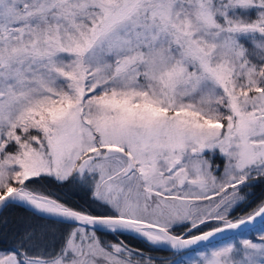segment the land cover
Instances as JSON below:
<instances>
[{
    "label": "snow or ice",
    "instance_id": "snow-or-ice-1",
    "mask_svg": "<svg viewBox=\"0 0 264 264\" xmlns=\"http://www.w3.org/2000/svg\"><path fill=\"white\" fill-rule=\"evenodd\" d=\"M258 181L264 0H0V214L67 226L24 230L0 264H153L99 233L264 264ZM257 221L255 242L212 245Z\"/></svg>",
    "mask_w": 264,
    "mask_h": 264
},
{
    "label": "trees",
    "instance_id": "trees-1",
    "mask_svg": "<svg viewBox=\"0 0 264 264\" xmlns=\"http://www.w3.org/2000/svg\"><path fill=\"white\" fill-rule=\"evenodd\" d=\"M44 187L51 191L53 196H59L69 202L77 205H88L91 203L90 191L87 187H82L76 184L60 185L55 182L45 181ZM254 193V199L264 198V182H256L254 188L251 189ZM243 214V208L238 210L235 215ZM2 221L7 222V227H4ZM42 226L55 231L57 234L66 230L67 226L55 224L52 221L34 214L31 210L25 207H13L0 214V250H7L17 246L18 234L30 227ZM261 224L243 231L242 233H251ZM100 238L107 242H116L123 240L131 247L142 251L146 256L153 258V264H166L168 261H173L175 258L186 251L169 252L152 244L147 243L141 238L134 235L124 234L122 236H113L111 234L99 233ZM227 238V237H226ZM225 239V238H223ZM218 241L212 242L216 243ZM200 248V247H198ZM196 248L194 251L199 250Z\"/></svg>",
    "mask_w": 264,
    "mask_h": 264
},
{
    "label": "rangeland",
    "instance_id": "rangeland-1",
    "mask_svg": "<svg viewBox=\"0 0 264 264\" xmlns=\"http://www.w3.org/2000/svg\"><path fill=\"white\" fill-rule=\"evenodd\" d=\"M214 163L215 164H220L221 168L223 167L222 161L220 158H214ZM262 228V225L252 231L251 233H237L235 235H232L230 237H227L219 242L212 243L214 246H222L226 243L233 242L236 240L240 239H252L254 242L258 240L259 235H260V229ZM199 250L194 251L193 249L190 250H185L186 252L179 254L175 260L173 261H168L166 264H190V261L194 260L197 258V253L198 251H207L208 249L205 248L204 246H201L198 248Z\"/></svg>",
    "mask_w": 264,
    "mask_h": 264
},
{
    "label": "water",
    "instance_id": "water-1",
    "mask_svg": "<svg viewBox=\"0 0 264 264\" xmlns=\"http://www.w3.org/2000/svg\"><path fill=\"white\" fill-rule=\"evenodd\" d=\"M25 208H26V207H25ZM27 209H28V208H27ZM29 210H30V209H29ZM258 224H260V223L257 221V222H254V224H250V225H248L247 229L233 230V231H226V232H224V233H222V234H219L215 239L212 240V242L218 241V240L223 239V238H226V237H230V236L235 235V234H237V233H242L243 231H246V230H248V229H251V228L255 227V226L258 225ZM132 235H134V234H132ZM134 236H135V235H134ZM136 237L143 239L142 237H139V236H136ZM143 240H144V239H143ZM144 241H146V240H144ZM146 242H147V241H146ZM212 242H211V243H212ZM147 243L151 244L150 242H147ZM201 246H203V245H201ZM201 246H197L196 248L201 247ZM156 247H159V248L164 249V250L169 251V252H180V251H185V250H176V249H172L171 247H169V246H167V245L156 246ZM187 250H190V249H187Z\"/></svg>",
    "mask_w": 264,
    "mask_h": 264
}]
</instances>
